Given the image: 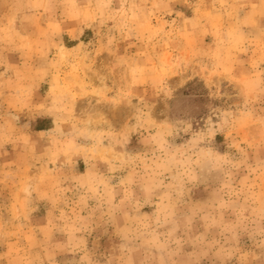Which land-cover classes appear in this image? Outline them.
Masks as SVG:
<instances>
[{
	"label": "rangeland",
	"instance_id": "obj_1",
	"mask_svg": "<svg viewBox=\"0 0 264 264\" xmlns=\"http://www.w3.org/2000/svg\"><path fill=\"white\" fill-rule=\"evenodd\" d=\"M0 264H264V0H0Z\"/></svg>",
	"mask_w": 264,
	"mask_h": 264
}]
</instances>
